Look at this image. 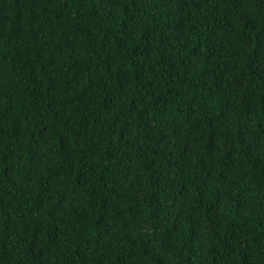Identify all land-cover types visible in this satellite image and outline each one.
Masks as SVG:
<instances>
[{"label": "trees", "instance_id": "1", "mask_svg": "<svg viewBox=\"0 0 264 264\" xmlns=\"http://www.w3.org/2000/svg\"><path fill=\"white\" fill-rule=\"evenodd\" d=\"M0 264H264V0H0Z\"/></svg>", "mask_w": 264, "mask_h": 264}]
</instances>
